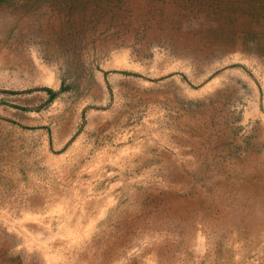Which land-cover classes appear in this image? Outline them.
<instances>
[{"label":"rangeland","instance_id":"rangeland-1","mask_svg":"<svg viewBox=\"0 0 264 264\" xmlns=\"http://www.w3.org/2000/svg\"><path fill=\"white\" fill-rule=\"evenodd\" d=\"M259 36L264 0L0 6L1 191L18 187L0 199V224L19 237L3 248L0 264H100L106 255L114 257L105 264H263V240L245 256L243 239L228 243L211 233L208 221L218 213L200 215L182 203L215 165L244 161L252 139L264 137V62L256 45L241 46ZM146 144V172L127 178L141 179L132 203L116 186L117 170L97 158L140 155ZM92 145L119 153L85 166ZM175 158L199 165L169 202L170 187H158ZM62 177L71 188L62 185L61 199L36 210L40 200L28 197L51 192ZM179 207L195 218L166 215Z\"/></svg>","mask_w":264,"mask_h":264},{"label":"bare ground","instance_id":"bare-ground-1","mask_svg":"<svg viewBox=\"0 0 264 264\" xmlns=\"http://www.w3.org/2000/svg\"><path fill=\"white\" fill-rule=\"evenodd\" d=\"M250 14L253 17L259 15L257 10L251 11ZM227 35L230 36V34H224V33L222 34L223 37ZM238 41L243 42L242 38H238L237 42ZM255 42L256 44H252L248 41L241 46L247 49L251 46L256 45L255 47L259 48L258 51L260 52L259 53L260 56L257 58V60L261 59V61L264 62L263 36L262 37L259 36L258 38H256ZM227 47L232 49L233 47H239V45L237 43H230V45ZM247 60L249 61V59ZM218 93H220V90H218ZM116 115H117L116 113H113L114 116L113 122L117 121V119H115ZM124 121L126 124L128 123L126 119H124ZM259 128H260V132H264L263 126L259 125ZM263 143H264V137H261L260 139L258 138L252 139V144L250 145L248 152L244 157V161L240 163L234 162L233 165L227 163L222 168L219 167L216 168L215 165V168H213L212 171H210L208 174L209 180L205 184H203V186H199L198 184L199 182L195 184L196 186L193 187V191L190 194V196L187 198V201L182 202L183 204H187L190 207V208L188 207L189 210L191 211L197 210V212L200 215L206 214V212L218 213L216 222L208 221V225L210 227L211 233H213L216 237L220 238L221 240H226L228 243L233 242L236 238L243 239V245L241 250L243 251L245 256H250L252 251L257 249L258 242H260V239L261 241L263 240L264 242ZM94 146L95 145H92L89 148V150L93 151L94 153L93 158L90 161H85V166L92 165V163H95V159H96L95 157H98L99 155H101L102 157H109V156H116L119 153L118 147H105L99 150ZM72 149L73 147H71L68 150L69 155L71 154ZM145 150H150L147 144L144 146V148L142 146L140 147L139 151L140 152L143 151V153H141L140 155H130L129 152L127 155V153H124L123 154L124 156H122L118 161L117 160L107 161L104 159L97 158V161L101 163V167L103 168L110 167L114 170H117L116 176L119 177L122 180V182L120 181L121 183L120 182L116 183V186L121 187L123 191H125L128 194L132 203H136L138 201L137 187H138V182L141 179L138 180L134 179L133 181H127V178H130L129 177L130 174H135L136 172L139 171L141 172L145 171L144 169L148 165L147 160L149 159V157L144 154ZM218 153L219 152L217 150L212 151L213 156L217 155ZM109 163L112 164L109 165ZM80 165L81 163L78 164V167H80ZM198 165H199L198 161L192 162L189 160H179L175 158L172 161L171 166L166 165L163 169H161V178L163 180V185L159 186L158 189L164 190L165 186L167 185L170 187L168 194L164 195L165 196L164 199H166L169 202H177L179 200L178 195H180L179 193L181 192L182 187L183 188L185 187V182H187V184H192V182L189 183V179H188L189 177L185 176V174H189L190 172H192V169H195ZM224 172H227L229 174L226 179L222 174ZM63 178L64 177L60 178L57 184L54 183V187L51 192H41L39 194L36 193V195L28 197L31 201H33L36 198V196L40 200V202L35 204L34 206L36 210H40V211L45 210L46 204H49L50 200L55 199L56 196H59L61 199V194L62 191L64 190L62 189V185L69 184L71 188V184H72L70 183L71 179L70 181L68 180V182H66L65 179ZM3 183L4 180L0 179V199L6 193L11 192L10 190L12 189L18 192V187L5 189V192H2L1 185ZM98 187L101 188L102 184L100 183ZM70 188L69 190H67L68 197H71L72 195ZM187 190H189V187L187 188ZM185 208H180L178 210L171 209V211L166 213V215L169 216V218L171 217L173 219H177L179 217V218L191 220L195 218V216L191 215V211H189L188 209L187 210L189 211V214L187 215ZM186 215L188 218H184V216ZM17 243H19V237L13 235L7 236L5 227L2 224H0V255L1 253H3V248L5 251H8L9 249L13 248ZM113 257L114 256H107V255L103 256L101 257V261L99 263L105 264ZM174 263L179 264L177 261H174Z\"/></svg>","mask_w":264,"mask_h":264},{"label":"trees","instance_id":"trees-1","mask_svg":"<svg viewBox=\"0 0 264 264\" xmlns=\"http://www.w3.org/2000/svg\"><path fill=\"white\" fill-rule=\"evenodd\" d=\"M15 0H0V6L5 4H12Z\"/></svg>","mask_w":264,"mask_h":264}]
</instances>
